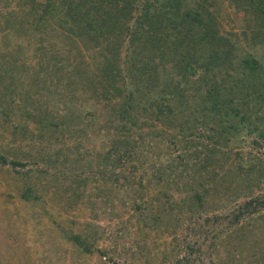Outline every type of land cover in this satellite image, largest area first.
Wrapping results in <instances>:
<instances>
[{"label": "trees", "instance_id": "1", "mask_svg": "<svg viewBox=\"0 0 264 264\" xmlns=\"http://www.w3.org/2000/svg\"><path fill=\"white\" fill-rule=\"evenodd\" d=\"M23 1L28 6V13L16 17L8 23L10 25L4 23L6 27L15 29L18 34L29 29L34 34H40L46 28L64 34L68 43L66 59L72 66L68 70L67 85L82 86L83 93H91L95 103L98 100L104 101L105 109L100 115L101 127L105 126L106 131L112 130L115 134L110 143L99 145L92 164L84 161L87 151L86 148H81L71 161V168H67L70 160L65 155L58 153L62 158L56 161L55 155L46 153L40 159L46 169L27 168L19 172L16 168L36 164L32 161L21 163L17 157L0 148V169L4 165L9 167L3 172L14 174L12 179L17 187L12 193L0 183V191L5 194L1 206L4 213H8L6 228L13 233L11 243L22 240L23 237L80 260L94 254L107 256V251L100 250L97 244L101 230L96 227L92 230L89 227L75 229L76 222L64 218L61 209L55 208L58 202L46 207L42 195L35 194L34 180H51L57 184L55 175L57 172L61 173L63 181L67 180L69 183L64 191H71L72 195L66 199L69 202L68 210L73 209L77 203L81 204V196L90 182L93 186L100 181L96 184L95 194L102 196L105 203L113 188L124 189L120 197L126 199V187L133 183V178L125 171H120L122 168L119 161L134 146L139 149H136L134 158L137 165L148 161L147 168L153 169L158 161L168 165L171 172H174V168H170L169 158L172 151H168V148L180 146L185 150L191 146V141L185 138L192 136L205 140L206 145L201 151L185 150L186 154L179 157L186 171V175L179 178L182 182L180 185L184 188V198L191 199L190 211L199 209L200 212H207L206 209L210 210L209 206L215 200L225 202L226 199L245 198L251 194L252 188L243 184V179L250 177L249 174L262 173L263 166L253 172L257 164L251 165L248 160L242 159L233 163L231 154L220 147H243L240 135L244 129L246 134H256L258 138L264 139V131L259 129L264 127V69L254 59H240L237 64L229 65L234 47L231 38L223 35L215 18L202 5H196L194 0ZM235 8L242 12L244 38H248L254 45L263 44L264 0H237ZM82 50H89L93 61L79 70L75 63L85 61ZM13 56L15 52L5 51L0 53V61ZM43 58H39L37 62L41 66H48L51 59L46 58L41 64ZM53 68L60 70L61 67H57L54 62ZM6 73L7 71L0 73V102L4 97L9 99L13 92L11 73ZM32 74L35 77L33 83L36 80L43 82L40 78L36 79L39 76L37 71ZM6 78L8 82H5ZM190 89L192 95H187ZM37 91L38 88L34 92ZM86 112L88 113L87 110ZM8 114V111L3 113L4 124L7 123ZM40 114L31 119L30 129L34 131L31 136L51 140L57 133L68 131L69 135L86 137L87 128L91 135H96L93 120L91 125L89 117L84 118L81 112L74 116L71 113L52 116L45 111ZM22 115L26 119L31 117L28 112ZM158 123L164 124L163 131L170 129V135L152 129ZM72 127L75 130L70 131ZM144 128L148 131L143 133ZM23 131L27 132L26 129ZM134 135L138 138L137 143ZM164 142L167 144H163ZM161 144L169 147L162 149ZM95 146L92 139L90 147L94 149ZM121 150L122 153L119 154ZM147 154H150L148 158ZM192 157L195 158L194 162L191 161ZM60 166L61 170L58 171ZM47 167L52 173H47ZM84 168H92L94 175L81 177ZM131 168L136 169L135 166ZM242 170L246 171L243 176L240 173ZM74 171H78V175ZM156 174L158 179L163 177L162 170ZM5 186L8 187L6 184ZM42 188L43 184L40 185V190ZM56 195L54 193L50 201H58L59 196ZM14 196L18 197L17 201H14ZM173 206L170 208L174 210ZM225 206L223 204L221 207L223 212H226ZM110 207L114 211L115 206ZM261 207H264V196L261 199L245 200L239 207L241 210L235 212L225 228L237 221L241 212L251 217L249 213L254 215ZM134 208L139 209V206L135 205ZM177 215L176 219L167 220L168 225L171 221L174 222L169 231L173 235V242L170 249L161 254L160 264L165 260L171 261L172 258L173 264H216L205 256L208 248L203 249L204 241H185L181 246L183 241L177 239L176 235L178 228L182 227L183 219H177ZM21 219L26 220V225H22ZM147 220L146 227L154 224L155 229L157 228L155 220L153 223V220ZM218 221L225 220L219 218ZM213 229L211 227L212 232ZM130 232L128 225L117 223L110 230L113 234L112 242L118 243L128 237ZM221 232L222 229L208 237L212 244L215 245L214 240ZM240 238L233 241L235 245L231 247L232 252L243 253L240 246L245 240ZM135 246L138 248V244ZM105 258L110 260L109 257ZM250 262L249 264H264V257L254 256ZM0 264L7 263L3 260Z\"/></svg>", "mask_w": 264, "mask_h": 264}, {"label": "rangeland", "instance_id": "2", "mask_svg": "<svg viewBox=\"0 0 264 264\" xmlns=\"http://www.w3.org/2000/svg\"><path fill=\"white\" fill-rule=\"evenodd\" d=\"M38 1L36 0V2ZM194 1L196 5H202L203 9L215 18L219 25V30L224 33L223 35L231 38L230 41L234 47L231 50L230 58L232 62L229 64L230 66L237 64L240 59L247 61L254 59L264 69V43L254 45L247 40L248 38H244L245 27L242 12L235 8L237 0ZM27 13L28 6L23 0H0V53L2 54L5 51L15 52V56L11 59L7 57L6 60L0 61V73L7 71L6 75H8L13 70H16L11 73L13 84L11 97L9 99L4 97L0 102V148L7 154L17 157L21 163L32 161L36 164L35 166L31 165L22 169L16 168L19 172L25 171L27 168L36 170L39 167H43L46 169L45 164L40 160L42 155L46 153H50L52 156L55 155L56 161H60L62 158L59 154L65 155L70 160L67 163V168H71V161L74 160L76 153L81 148H86L85 151H87L84 161H90L92 164L95 158L94 153L99 149V145L110 143L115 134L112 130L106 131L105 126L101 127L100 115L103 114L102 111L105 109L104 101L98 100L95 103L91 98V93L87 91L83 93L84 88L82 86L67 85L68 70L72 66L70 61L66 59L68 43L64 34L47 28L40 34H34L30 29L26 32L23 30V32L18 34L19 32L15 29L10 30L6 27L16 17ZM4 23H7V25ZM203 52L209 54L207 51ZM205 53L203 54L204 56ZM82 54L85 57V61L83 63H75L79 70L87 67L93 61L89 50H82ZM39 58H43L41 64L45 62L46 58L51 60L48 62V66H41L37 62ZM54 62L57 67H61L60 70L57 69V71L56 68H53ZM54 70L58 73L54 72ZM33 71L34 73L37 71L39 74L36 79L40 78L43 82L36 80V83H33L35 79V77H32ZM8 81L6 78L5 82ZM36 88H38V91L34 92ZM72 89L74 90L72 91ZM187 95H192L191 89L188 90ZM3 111L9 112L6 124H4ZM42 111L52 116L70 113L74 116L81 112L84 118L89 117L91 125L93 120V131H96V135H93V133L91 135L87 128L86 137H79L76 134L69 135L68 131L63 134L57 133L51 140L40 139L36 135L31 136L34 132L30 129L31 119L41 115ZM24 112H28L31 117L28 119L24 118L22 115ZM228 124H231V121H228ZM154 128L158 131L165 130L164 124L160 123L152 127V129ZM24 129L27 132H24ZM259 129L264 131V127ZM72 130L75 129L72 127L70 131ZM147 131V128L143 129V133ZM246 132L244 129L242 134L240 133L243 147L227 146L225 148L218 146L231 154V162L233 160V163H235L238 159L248 160L251 165L257 164L254 166L253 172H256L261 165L263 166L261 169L263 172L260 174H249L250 177L243 179V184L252 188L251 194L247 195V197L230 198L226 199L225 202L219 199L215 200L209 206L210 210L204 208L207 212H200L199 209L190 211L191 199L184 198V188L180 185L182 182L179 180V178L186 175L179 157L184 155V153L186 154L185 150H189V152L192 150L201 151V148L206 145L205 140L196 139L195 136L185 138L191 141V146L189 145L185 150L180 148V146L168 148V151H172L169 158L171 159L170 168L173 167L174 172H171L168 165L158 161L155 162L153 169L147 168L148 161H145V163L143 161L137 165V161L134 158L139 149L136 146L129 149L119 161L122 168L120 171H125L128 176L133 178L131 181L133 183L126 187L125 193L128 195L126 199L120 197V194L125 191L124 189L113 188L105 203L102 196L95 194L96 184H99L100 181L95 182L93 186L92 182H90L81 196V204L77 203L73 209L68 210L67 205L69 202H66V199L71 198L72 195L70 194L71 191H64L69 183H67V180L63 181L61 173L57 172L55 175L58 179L57 184L45 179L40 181V184L35 179V194L39 193L42 195L46 207L58 202L55 208L61 209L64 218L76 222L75 229L83 230L85 227H89L92 230V228L96 227L101 230L97 239L98 248L100 250L105 249L107 251V256L105 257H109L110 260H106L104 256H99L98 254L82 260L71 258L70 254H63L62 251L56 249L54 251L48 245H39L31 239L27 240L23 239V237L22 240H14L11 243L13 233L6 228L8 222L6 215L8 213H4L1 206V201L4 199L5 194L0 191V261L5 260L7 264H160L161 254L167 252L173 242V235H170L169 231L174 222L171 221L170 225H168V221L170 218L176 219L177 214L181 215H177V219H183L182 227L178 228L176 235L177 239L183 241L182 243L180 242L181 246L185 244V241L190 243L193 241H204L202 244L203 249L208 248L206 250L207 255L204 251L205 256L216 264H249L254 256L258 258L264 257V207L258 209L254 215L249 213L251 217H248L247 213L241 212L238 220L225 228L227 226L226 223L232 219V216L236 214L235 212H238L239 207L245 200L261 199L264 196V139L258 138L256 134L248 135ZM166 133L170 135L171 130L162 132V134ZM134 137L135 143H137L138 138L135 135ZM178 138H181V136L178 135ZM92 139L96 143L94 149L90 147ZM154 139L159 141L158 137ZM163 144L167 143L164 142ZM160 147L166 150L165 147H169V145L161 144ZM118 153H122V150ZM149 156L150 154H147V158ZM160 161L162 160L160 159ZM191 161L194 162L195 158L192 157ZM175 163L177 167H175ZM73 165L75 166L74 163ZM134 166L136 169L131 168ZM8 169L7 165L2 166L0 169V183L7 188V191L10 189L14 193L17 189L15 181L12 179L14 174L4 173ZM91 169L87 170L84 168V172L80 174L81 177L94 175V171ZM59 170H61V166ZM161 170L163 177L158 179L156 172H161ZM47 173H52V170L48 167ZM73 173L77 174L78 171ZM240 173L243 176L246 171L242 170ZM42 184L43 188L40 190V185ZM70 187L72 188V186ZM54 193L59 196L60 199L58 198V201L55 199L50 201V197ZM17 200L18 197L14 196V201ZM223 204L224 206L227 204L225 206L226 212L221 210ZM135 205L139 206V209L134 208ZM110 206H115L114 211ZM170 206H173L174 210ZM219 218L225 221H218ZM147 219L153 220L151 223L155 220L157 228L155 229L154 224L146 227ZM120 222L126 226L128 225L131 232L128 237H124L121 241L115 243L112 242L113 234L110 233V230ZM21 223L26 225V220L21 219ZM211 227L214 228L213 232ZM221 229L223 232L218 233L217 238L214 240L215 245L212 244L208 237ZM142 232L143 235H141ZM239 237L245 240L241 242L242 246H240L243 248L241 250L243 253L232 252L231 247L235 245L233 241ZM29 244L30 246H28ZM137 244L138 248L135 246ZM173 260L174 258L171 261L165 260L162 264H173ZM205 260L207 261L208 259L206 258Z\"/></svg>", "mask_w": 264, "mask_h": 264}]
</instances>
